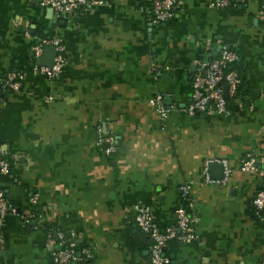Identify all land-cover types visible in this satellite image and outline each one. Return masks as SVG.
Masks as SVG:
<instances>
[{
    "label": "crops",
    "instance_id": "obj_1",
    "mask_svg": "<svg viewBox=\"0 0 264 264\" xmlns=\"http://www.w3.org/2000/svg\"><path fill=\"white\" fill-rule=\"evenodd\" d=\"M40 1L0 0V78L25 73L19 91L0 90V160L8 164L0 188L13 208L0 227V264H53L49 230L89 248V264H150L135 203L158 228L173 225L179 208L194 217L193 239L164 247L168 264H264V220L251 207L264 188V0L225 9L174 0L173 16L157 25L150 0H99L70 15ZM51 35L61 38L66 64L48 80L30 72L29 47ZM222 45L238 56L240 103L227 115L187 116L191 76ZM157 96L163 119L150 103ZM104 136L108 155L97 145ZM246 155L253 174L239 170ZM210 159L226 160L224 184L203 182ZM210 165L208 177L220 180Z\"/></svg>",
    "mask_w": 264,
    "mask_h": 264
},
{
    "label": "built area",
    "instance_id": "obj_2",
    "mask_svg": "<svg viewBox=\"0 0 264 264\" xmlns=\"http://www.w3.org/2000/svg\"><path fill=\"white\" fill-rule=\"evenodd\" d=\"M230 1L216 0L213 7L225 9L229 7ZM174 2V0H151L148 9L149 24L157 25L170 19L173 16ZM39 4L57 14L70 15L72 13L83 14L89 12L96 6L102 4V2L99 0H41ZM259 12L264 25V6L260 7ZM43 47H52L54 50V56L50 66L39 64ZM29 55L30 72L38 74L48 80L57 78L62 73L66 64L62 40L56 35L36 39L29 47ZM237 63V54L232 49L222 45L219 47L214 58L199 64L198 69L192 74L190 79L189 103L182 110L184 114L190 117L203 112L227 115L230 104H239L238 88L241 81L235 69ZM24 77L25 73L19 71L5 73L0 78V90L10 92L19 91ZM223 88H225V91H223ZM150 103L163 119L168 110L161 105L160 97H155ZM100 144L105 145L103 153L110 154L112 151V138L109 136L100 137L97 140V145ZM213 163L219 164L222 170L221 179L217 181L211 180L207 174L208 166ZM256 168L254 157L246 155L240 162L239 170L244 173L253 174L256 172ZM7 171L8 164L0 160V174H5ZM229 174L230 170L226 160L210 159L204 164L203 182L208 184H224ZM179 190L183 195L187 194V187L182 186ZM35 200L36 196L31 195L29 202L34 204ZM251 207L255 218L264 220V188L253 195ZM12 210L13 208L7 203L3 190L0 188V227L5 216L12 212ZM131 212L135 228L148 239L150 264H168L167 259L162 253L168 242L186 243L193 239L191 228L195 219L185 209L179 208L174 211V224L164 228L155 226L149 210L139 203L131 206ZM44 245L49 251L53 264H89L92 256L89 248L83 247L76 249L70 242V239L60 231H47Z\"/></svg>",
    "mask_w": 264,
    "mask_h": 264
},
{
    "label": "water",
    "instance_id": "obj_3",
    "mask_svg": "<svg viewBox=\"0 0 264 264\" xmlns=\"http://www.w3.org/2000/svg\"><path fill=\"white\" fill-rule=\"evenodd\" d=\"M50 10V9H49ZM42 57L39 59V64L43 65V66H50L52 63V58L54 56V50L52 47H43L42 49ZM223 91H225V88H223ZM224 96H225V92H224ZM219 167V169L221 170L220 165L217 164H212L210 165V169L214 168V167Z\"/></svg>",
    "mask_w": 264,
    "mask_h": 264
},
{
    "label": "trees",
    "instance_id": "obj_4",
    "mask_svg": "<svg viewBox=\"0 0 264 264\" xmlns=\"http://www.w3.org/2000/svg\"><path fill=\"white\" fill-rule=\"evenodd\" d=\"M150 2H151V0L146 4L148 7V9H149V6H150ZM232 4V0L230 1V3H229V6Z\"/></svg>",
    "mask_w": 264,
    "mask_h": 264
}]
</instances>
